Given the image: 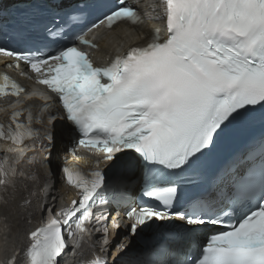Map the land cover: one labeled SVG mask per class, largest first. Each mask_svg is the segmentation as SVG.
<instances>
[{
  "label": "snow or ice",
  "instance_id": "1",
  "mask_svg": "<svg viewBox=\"0 0 264 264\" xmlns=\"http://www.w3.org/2000/svg\"><path fill=\"white\" fill-rule=\"evenodd\" d=\"M161 5L158 18L166 22V37L157 29L144 46L129 48L103 67L94 66L78 45L95 47L86 36L101 24H143L127 0H55L58 27L47 28L46 38L65 44L54 50L0 45V55L17 61L7 67L24 62L41 77L38 82L58 97L78 134L76 143L104 153L113 173L107 179L102 171L64 166L63 178L77 189L78 199L29 233L22 264H59L65 236L78 235L77 248L90 240L94 209L109 203L131 166L130 159L114 155L125 150L137 154L141 164V202L126 212L133 221L130 233L164 228L165 239L183 257L164 264H264V168L258 178L229 170L193 194L182 187L196 184L184 174L212 153L234 124L258 120L264 128V0H161ZM90 9L103 10V18L87 27ZM25 91L0 73V98L20 103ZM49 108L44 104L35 111L37 106L29 104L13 111L9 123H0V139L17 146L46 141L38 151L51 153L52 128L34 127L43 125ZM26 164L38 161L28 158ZM30 179L39 180L35 173ZM15 184L0 162V193L10 187L14 192ZM0 203H7L2 195ZM90 264L108 261L96 255Z\"/></svg>",
  "mask_w": 264,
  "mask_h": 264
},
{
  "label": "bare ground",
  "instance_id": "2",
  "mask_svg": "<svg viewBox=\"0 0 264 264\" xmlns=\"http://www.w3.org/2000/svg\"><path fill=\"white\" fill-rule=\"evenodd\" d=\"M155 5H160L158 0H155ZM63 126L68 132H71L72 127L69 124ZM65 142L66 139L63 138L62 148ZM57 189V194H55L57 198L54 200L56 205L61 201V198H58L59 192L64 198L68 196L67 189L61 183H57ZM7 201L6 205L0 207V216H4L0 219L1 264H6V259L13 257L10 254H19L21 259L23 251L29 244V233L38 228L43 216L39 207V195L34 187L24 186L16 194L7 198ZM26 201L28 202L27 207H25ZM55 204L48 201L47 209H52ZM120 256L122 257L124 254L118 253L117 257Z\"/></svg>",
  "mask_w": 264,
  "mask_h": 264
}]
</instances>
